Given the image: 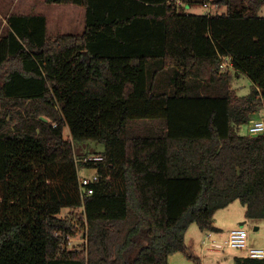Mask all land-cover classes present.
I'll return each mask as SVG.
<instances>
[{
  "label": "trees",
  "instance_id": "obj_1",
  "mask_svg": "<svg viewBox=\"0 0 264 264\" xmlns=\"http://www.w3.org/2000/svg\"><path fill=\"white\" fill-rule=\"evenodd\" d=\"M208 1L45 0L85 9L81 33L57 36L45 14L6 16L0 264H169L194 257L192 223L217 231L215 213L235 200L264 218V134L240 132L264 107V0L187 10ZM240 73L253 81L246 95L231 85ZM86 139L103 144L102 160H77ZM79 166L96 168L91 194Z\"/></svg>",
  "mask_w": 264,
  "mask_h": 264
},
{
  "label": "rangeland",
  "instance_id": "obj_2",
  "mask_svg": "<svg viewBox=\"0 0 264 264\" xmlns=\"http://www.w3.org/2000/svg\"><path fill=\"white\" fill-rule=\"evenodd\" d=\"M195 1V0H186ZM212 2V1H211ZM210 3V0L207 2ZM211 4V3H210ZM71 6V8H70ZM205 7H190L187 6V10L192 12L204 13L209 8ZM211 7V5H209ZM210 10V9H209ZM216 8H211V12H216ZM46 13L49 18L48 34L49 36H57L64 33H81L85 28V9L81 5H69V4H56L46 3L44 0H0V34L5 31L7 27L6 16L9 13ZM259 14L264 16V6L261 7ZM252 81L249 76L234 75L231 79V85L235 89L238 95L248 94L251 90ZM264 117V107L256 113ZM240 132L246 134L247 123L242 125ZM69 129H65V136H69ZM102 143H98L96 140H75L74 147L76 150L77 160L81 163L86 155L96 154L102 148ZM96 172L94 167L79 166V176H92ZM69 208L64 207L62 213L66 214ZM82 213L81 210H78ZM220 220L226 224V226H235L239 228L243 226L248 232L247 242L249 245L264 246V218L260 219H249L246 217V207L240 200H235L229 207L219 212ZM239 218H242L239 220ZM243 223V225H242ZM260 226L259 229H256ZM198 235H201L200 228L195 222L191 229H196ZM233 228V227H232ZM231 231V230H230ZM224 236V239H228L229 233ZM213 232V231H212ZM203 238H204V234ZM85 239L82 234L75 236H69L68 247L69 249L78 250L82 247V243ZM220 253L218 256L213 255V252H207V259L205 263H200V259L195 255L190 258L183 252H176L173 256V263L171 264H182L178 262L179 259H187L188 262L193 264H235V257L245 255L246 250L233 248L227 245L226 241H223L219 247ZM177 257V258H176ZM175 259V260H174Z\"/></svg>",
  "mask_w": 264,
  "mask_h": 264
},
{
  "label": "built area",
  "instance_id": "obj_3",
  "mask_svg": "<svg viewBox=\"0 0 264 264\" xmlns=\"http://www.w3.org/2000/svg\"><path fill=\"white\" fill-rule=\"evenodd\" d=\"M175 2L177 6H179L182 5L183 0H175ZM204 6H209V3L206 2ZM229 66H231L230 58L228 56H224L223 62L221 64L222 69H226ZM247 131L253 136L264 134V117L260 115H254L247 123ZM102 159L103 155L99 152L96 154L86 155L84 158V160L88 162H98ZM98 177L97 171L92 176H79V184L82 196L93 193L94 188L91 184L94 183ZM208 232H210L208 234V236H210L212 231ZM247 239L248 232L243 226H241L230 231L228 239H226V243L230 247L246 250L247 255L250 257L264 258V247L250 246L247 242ZM218 246L220 247V245Z\"/></svg>",
  "mask_w": 264,
  "mask_h": 264
},
{
  "label": "crops",
  "instance_id": "obj_4",
  "mask_svg": "<svg viewBox=\"0 0 264 264\" xmlns=\"http://www.w3.org/2000/svg\"><path fill=\"white\" fill-rule=\"evenodd\" d=\"M45 1V0H44ZM211 3V4H210ZM210 3L209 5H211V7L207 6L206 8H209L208 10H206L204 13L206 12H211V8H218L216 5H214L211 0H210ZM69 5H75V4H69ZM264 6V5H263ZM200 7H205L204 5L202 6H199ZM71 8V6H70ZM198 8V7H197ZM225 6L224 7H221L219 8V11H225ZM190 12H192V9L191 10H188ZM217 11V10H216ZM194 13H197V12H194ZM36 14H45L46 17H47V20H48V27H49V18H48V15L46 13H36ZM242 75H246V74H243V73H240L236 76H242ZM248 76V75H247ZM251 79V78H250ZM252 81V80H251ZM252 84H253V81H252ZM251 84V85H252ZM246 95V94H245ZM104 149V146L102 145V148H100L99 151H102ZM233 203V202H232ZM231 203V204H232ZM230 204L227 206L229 207ZM225 207V208H227ZM225 208H222V209H219L216 213H215V216H214V224L215 226L218 228L217 231H213L211 232V235L208 236V234L210 232L206 231V230H203L200 228V232H201V235H198V230L197 228L196 229H191L192 228V225L193 223L190 225L189 229L187 230L186 232V235H185V242L187 244V246L190 248L191 251H193V253L195 255H197V257L200 259V263H205L206 259H207V252H213L214 254L213 255H217V253H220V249H219V246L218 245H221V243L223 241H226V239H224V236L226 237V235L228 234V232L232 229L235 228V226H226V224L224 222H222L220 220V215H219V212ZM242 219V218H239V220ZM199 226V225H198ZM233 227V228H232ZM260 226H257L256 229H259ZM204 234V238H203V235ZM217 244V245H215ZM250 246H255V245H250ZM256 247H264L263 245L262 246H256ZM175 253L171 254L170 255V258H169V264H171V260H172V263H173V259H172V256L174 255ZM247 255V254H246ZM177 258V257H176ZM175 260V259H174ZM178 262H181L182 264H193L191 262H188L187 259H179Z\"/></svg>",
  "mask_w": 264,
  "mask_h": 264
},
{
  "label": "water",
  "instance_id": "obj_5",
  "mask_svg": "<svg viewBox=\"0 0 264 264\" xmlns=\"http://www.w3.org/2000/svg\"><path fill=\"white\" fill-rule=\"evenodd\" d=\"M42 118L46 119L44 116H42ZM242 225H243V223H242Z\"/></svg>",
  "mask_w": 264,
  "mask_h": 264
}]
</instances>
